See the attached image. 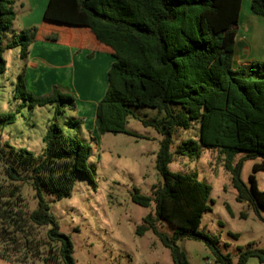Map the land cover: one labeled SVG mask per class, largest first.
Returning a JSON list of instances; mask_svg holds the SVG:
<instances>
[{"label": "trees", "instance_id": "16d2710c", "mask_svg": "<svg viewBox=\"0 0 264 264\" xmlns=\"http://www.w3.org/2000/svg\"><path fill=\"white\" fill-rule=\"evenodd\" d=\"M13 5V0H0V73L5 50L18 48L26 59L33 43L71 45L87 51V58L106 53L114 62L107 73L106 92L95 108L97 134L134 136L125 128L131 108L162 115L141 121L162 141L155 161L160 183L152 187L150 197L134 191L131 198L143 208L153 205V215L143 218L136 234L152 232L169 250L172 264H188L176 245L181 240L204 242L216 264H233L229 255L220 253L216 239L198 230L203 214L210 211L211 188L195 175L171 173L168 165L176 157L196 158L203 150L214 151L230 175L236 201L246 203L257 216L264 211V190H257L254 176H249L248 185L240 178L246 160H259L253 173L264 171V63L233 67L241 0H49L41 25L23 29L3 43L4 32L16 19ZM250 12L264 19V0H251ZM17 98L28 102L30 109L55 106L54 115L42 137L39 157L0 147L1 174L11 183L28 184L34 192L37 208L28 219L36 227L48 228V244L56 250L49 252L44 264H74L70 239L59 232L42 192L56 200L68 197L74 175H88L91 148L57 122L64 104L73 107L70 97L56 88L35 97L18 84ZM0 121L9 125L14 117L0 116ZM193 122L198 123L197 141H182L172 152L174 130L187 131ZM13 190L19 192L17 186ZM157 222L174 229L172 238L157 230ZM249 258L264 263V250L240 249L235 264H246Z\"/></svg>", "mask_w": 264, "mask_h": 264}, {"label": "rangeland", "instance_id": "374dc122", "mask_svg": "<svg viewBox=\"0 0 264 264\" xmlns=\"http://www.w3.org/2000/svg\"><path fill=\"white\" fill-rule=\"evenodd\" d=\"M14 10L16 21L10 31L4 32L3 43L11 41L12 30L15 36L20 34L24 19L31 13L27 5L20 7L19 3ZM241 17L234 68L252 61L264 62V19L250 12L248 2L242 6ZM44 49L46 53L38 56L45 59L43 63H36L37 68H33L27 58H21L18 48L7 49L1 55L5 67L0 73V116L12 115L14 122L4 125L0 121V147L25 150L39 157L44 147L42 137L54 115L55 106L30 109L28 102L14 99L18 84L35 97L45 96L54 88L70 97L73 107L64 104L57 122L81 144L91 148L86 162L88 175H74L72 191L66 198L56 200L46 191L42 192V197L59 232L70 239L74 264H172L169 250L152 232L147 231L142 236L136 234L143 218L153 215V205L143 208L131 199L134 191L150 197L152 187L160 183L155 161L162 136L153 128L143 126L141 121L161 119L162 115L148 108H131L132 115L125 128L134 136H99L94 125L95 106L106 92V75L112 59L104 56L87 59L83 54L71 57L59 48L58 51L63 52L53 55L54 49L46 46ZM242 58L247 60L245 64L241 63ZM197 135V122L191 123L187 131L174 130L171 151L182 141H197ZM258 162V159L243 162L240 178L248 185L249 176H254L257 190L263 191L264 171L252 172L253 165ZM221 163L216 152L203 150L196 158L176 157L168 170L195 175L198 181L211 188L210 211L203 214L198 230L216 239L220 253L229 255L235 264L240 249L264 250V211L259 210L257 216L246 203L236 201L230 175ZM16 186L17 194L13 190ZM0 194L3 196L0 200V264H44L49 252L56 250L48 244V228L36 227L28 219L37 208L31 187L9 182L0 168ZM5 201L6 206L2 204ZM156 228L172 238L174 229L170 225L157 222ZM176 245L185 253L188 264H216L212 251L204 242L181 240ZM246 264L264 263L249 258Z\"/></svg>", "mask_w": 264, "mask_h": 264}, {"label": "crops", "instance_id": "0c3cea01", "mask_svg": "<svg viewBox=\"0 0 264 264\" xmlns=\"http://www.w3.org/2000/svg\"><path fill=\"white\" fill-rule=\"evenodd\" d=\"M13 1H14V5H13L14 8L16 7V4L19 3L20 7H25V5H27L28 9L29 10L31 9V11H30L31 13L24 19V22L22 23L23 29H28V28L37 27V26L41 25L42 18H43V14H44L45 8H46L49 0H13ZM245 2H248L249 5H250L251 0H241L240 16H239V22H238V24H240L241 19H242V17H241V11H242V6H243V4ZM14 12H15V10H14ZM15 14H16V12H15ZM16 18H17V14H16ZM254 20L255 19H253V23L252 24L255 25ZM15 21H16V19H15ZM255 27H257V25ZM14 34L15 33L12 30V37L15 36ZM80 37L81 36H79V38ZM237 37H238V32L236 34V44H237ZM244 38L245 37L243 36L241 38V40H244ZM44 46L50 47V48H52L54 50L57 49L56 51L53 50V52H52L53 55H59V54H61V52H63L61 50H64V52H66L65 54H67V55L69 54V56H71V57L74 56V55H77V54H83L84 56L87 57V54H88L87 51H77L71 45H69V46L68 45H58V46H55V45H48V44H42V43H33L31 45V47H30V52H29V55L27 57V59H28L27 61L29 62V64L33 68H37L36 63H39V62L43 63L42 61L45 58H39L38 55L40 53H46V51L44 49ZM58 48L61 49V50L58 51ZM236 54L237 53L235 51L234 64H236V61H237ZM94 56H104V57H107V58L112 59V63L114 62V59L109 54H106V53L97 52L96 54H94L92 56V58ZM33 57H36V58H33ZM92 58H87V59H92ZM241 61H242L241 62L242 64H245L247 62V60H245L244 58H242ZM262 63H264V62H262ZM234 64H233V66H234ZM246 64H248V63H246ZM111 65L112 64H110V66ZM107 71H109V69ZM106 80H107V75H106ZM82 123H84V122L82 121Z\"/></svg>", "mask_w": 264, "mask_h": 264}]
</instances>
